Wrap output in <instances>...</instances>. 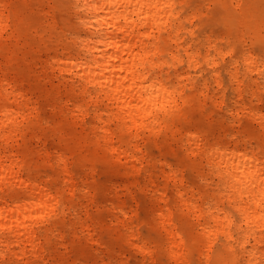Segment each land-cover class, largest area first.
<instances>
[{"label": "bare ground", "instance_id": "1", "mask_svg": "<svg viewBox=\"0 0 264 264\" xmlns=\"http://www.w3.org/2000/svg\"><path fill=\"white\" fill-rule=\"evenodd\" d=\"M48 1L55 11L52 22L40 17L33 8L45 0H0V60L5 59L0 61V260L10 254L14 264H47L41 226L45 225L46 236L53 235L57 221H52L53 217L64 214L69 205L62 190L26 175L23 169L30 168L10 151L17 132L36 109L31 106L29 92L15 81V77H9L15 71L12 57L16 51L25 50L26 54L35 56L37 50L30 41L32 39L44 48L51 46L53 54L45 61L46 68L57 73L61 82L76 86L79 96L95 106L92 111L93 136L84 133L74 138L84 142L92 140L96 148L98 145L99 150L110 153L119 161L125 159L132 169H138L146 159L142 147L145 135H155L166 129L176 135L180 131L176 122L185 119V115L177 114V111L191 102L185 92L189 75L179 70L182 59L177 51L170 49L171 43L178 49L185 48L189 68L198 70L200 67L198 50L192 43L184 44L183 34L189 19L185 15L186 0H131L130 3L119 0L118 8L113 7L117 0H90V8L95 7L97 11L86 12L77 10L75 0ZM211 1L228 10L224 17L227 29L221 33L228 47L225 49L213 43L212 35L205 37L206 42L213 44L224 60L228 55L231 57L228 73L236 103L239 99L244 100L246 95L259 99L257 92L264 88V8L261 7L264 0ZM168 2L174 4V10L162 8ZM177 12L178 20L174 19ZM81 20L90 23L91 28H84ZM66 27L69 34L62 39ZM195 30L193 26L188 31L194 35ZM233 30L236 36H233ZM85 38L100 42L94 50H89L91 46L82 50L78 45ZM232 38L241 44L238 54ZM248 40L252 44L248 45ZM258 46H261V52L257 50ZM167 54H170L171 62L165 58ZM89 57L95 60V65L89 63L79 67ZM207 61L213 69L212 77L221 87L219 63L214 58ZM169 64L176 68L174 76L164 71ZM197 90L205 94L207 81L204 80ZM101 99L112 106L109 113L117 122V131L107 126L97 114V100ZM242 111L258 122L264 132L262 110L244 105ZM73 115L83 121L89 110L79 101ZM97 118L104 124L98 135ZM193 127L187 128L183 135L187 150L194 157L205 160L208 169L219 173L216 176L222 186L221 192L237 218L233 212L221 207L217 197L201 203L203 195L186 184L177 171L181 168L163 162L161 168L167 170L169 181L175 187L177 207L184 209L199 226L206 239L207 260L214 257V242L221 234L227 240L223 252L228 254L231 263L264 264V152L261 146L251 143L250 134L231 135L230 141L212 140L203 129ZM92 158L90 155L83 157L87 161ZM57 162L66 175L65 189L75 195L77 184L70 163L63 153ZM159 198L167 202L168 196L160 192ZM120 213L123 215L121 232L135 244L140 241V233L132 225L128 213L123 209ZM157 217L164 233L165 254L174 264H191L190 242L176 222V212L171 207L161 208ZM136 248L145 255L147 264H157L156 250L146 240L136 243Z\"/></svg>", "mask_w": 264, "mask_h": 264}, {"label": "rangeland", "instance_id": "2", "mask_svg": "<svg viewBox=\"0 0 264 264\" xmlns=\"http://www.w3.org/2000/svg\"><path fill=\"white\" fill-rule=\"evenodd\" d=\"M186 2L185 15L189 19L183 34L184 44L192 43L198 50L199 69L188 67L185 48L178 49L171 43L170 49L177 51L182 59L179 70L189 75V80L185 81V92L191 97V102L177 111V114H184L185 119L176 122L180 129L176 135L171 134L169 129L155 135H145L142 147L146 159L138 169H132L125 159L119 161L110 153L99 150V146L96 148L90 139L84 142L74 138L84 133L93 136L95 120L92 111L95 106L93 102L79 96L76 86L61 82L57 73L46 68L45 61L53 54L50 45L49 49L44 48L36 39H32L30 41L37 50L35 56L19 49L12 57L15 71L9 77H15V81L29 92L31 106L36 109L17 132L18 136L10 145V151H14L18 159L30 168L23 169L26 175L62 190L69 201L66 212L52 219L57 220L53 235L46 236L45 225L41 226L44 260L47 264H147L145 255L136 248V243L140 244L141 240H146L155 248L157 264H174L163 250L164 233L158 225L157 215L161 208L166 207L176 212V222L184 229L190 242L191 264H233L228 254L223 252L227 240L221 234L214 242V257L210 260L205 258L206 239L201 235L195 219L187 215L179 205L177 207L175 187L169 181L167 170L161 168V163L170 162L180 167L177 171L185 178L186 184L203 195L201 203L217 197L221 207L235 214L221 192L219 178L212 169H208L205 160L188 152L183 135L187 128L193 129V126L203 129L212 140L230 141L231 135L250 134L251 143L259 144L264 152L263 129L247 112L242 111L244 105H249L264 112V88L257 92L260 100L246 95L244 100L239 99L236 103L234 86L228 73L231 57L228 55L224 60L214 45L205 39L207 35H212L213 43L225 49L228 47L227 40L221 37V33L227 29L224 17L228 10L214 5L211 0ZM261 7L264 8V5ZM33 8L40 17L53 21L55 11L48 0L43 4H35ZM192 12L196 14L191 15ZM193 26L196 29L194 35L188 31ZM233 32V36H236L235 30ZM66 34H69L67 27L61 38L65 39ZM232 43L238 54L241 44L234 38ZM247 43L252 44L249 40ZM257 50L261 52V46ZM165 58L169 62L172 60L170 54L165 55ZM213 58L219 63L217 69L223 80L221 87L212 77L213 69L207 61ZM0 61L4 62L5 59ZM169 65L164 71L174 76L176 68ZM241 70L244 72L242 64ZM204 80L207 81L208 90L202 94L197 87ZM79 101L89 110V115L83 121L73 115L75 104ZM111 108L107 101L97 100V114L107 126L117 131V122L109 113ZM102 126L104 124L99 123L97 118V135ZM61 153L71 165L73 179L77 184L75 195L64 187L66 175L57 162ZM84 155L93 158L87 161L83 159ZM15 188L23 193L18 186ZM160 192L167 194V202L161 201ZM121 209L128 213L132 225L140 233V241L135 244H131L124 232H121ZM211 225H214L213 222ZM91 235L94 237L91 238ZM236 252L240 258L239 250ZM0 264H14L13 256L8 254L0 260Z\"/></svg>", "mask_w": 264, "mask_h": 264}, {"label": "clouds", "instance_id": "3", "mask_svg": "<svg viewBox=\"0 0 264 264\" xmlns=\"http://www.w3.org/2000/svg\"><path fill=\"white\" fill-rule=\"evenodd\" d=\"M118 2H119V0H117V3L113 4V7L118 8ZM127 2L130 3L131 0H127ZM75 6L77 7V10L81 11V12H86V11H89V10L97 11V9L95 7H91L90 8V0H83V3H81V0H75ZM162 8L173 9L174 10L175 6H174V4L172 2H168V3L163 4ZM137 14H139V13H137ZM178 18H179V13L177 12L176 17H174V19L178 20ZM96 22L100 23L99 21H96ZM179 22L181 24L185 23V21H179ZM80 24L84 28H91V24L86 22V21H84V20H81ZM102 26L103 25H101V27ZM99 31H100V29H97V32H99ZM99 42H100L99 40H90V39L85 38V39L81 40V42L78 45V47L83 50L85 48V46H91L89 50H94L95 45L97 43H99ZM110 46H113V45H110ZM89 63H91L92 65H95V60L93 58L89 57L88 60L82 61L79 64V67H86V66H88ZM262 71H264V69H262ZM215 174L219 175V173H215ZM244 264H248V262L244 261Z\"/></svg>", "mask_w": 264, "mask_h": 264}, {"label": "snow or ice", "instance_id": "4", "mask_svg": "<svg viewBox=\"0 0 264 264\" xmlns=\"http://www.w3.org/2000/svg\"><path fill=\"white\" fill-rule=\"evenodd\" d=\"M243 243V242H242ZM240 264H244V261H241Z\"/></svg>", "mask_w": 264, "mask_h": 264}]
</instances>
